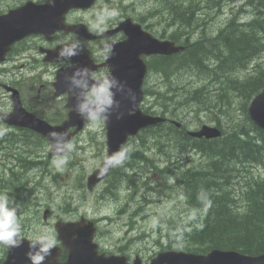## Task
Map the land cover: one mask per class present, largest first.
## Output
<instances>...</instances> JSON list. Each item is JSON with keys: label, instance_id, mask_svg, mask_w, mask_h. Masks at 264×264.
Instances as JSON below:
<instances>
[{"label": "rangeland", "instance_id": "374dc122", "mask_svg": "<svg viewBox=\"0 0 264 264\" xmlns=\"http://www.w3.org/2000/svg\"><path fill=\"white\" fill-rule=\"evenodd\" d=\"M188 1H193L190 5L195 7L197 13L200 10L201 13H208V15H206L208 18L206 27L200 29L202 36L208 37L209 33L215 32L220 25H223L226 22L232 11H238L239 5L245 0H237L235 3L236 5L234 6H232L231 0H223L221 10L217 9V7H214V10L209 8L201 9L203 6L201 7L196 0H186V2ZM155 3L154 0H125L118 1L117 6L119 9H124L122 12L129 10L135 16H138L140 13L146 16L149 15L148 28L152 30L154 34L167 38L172 34L173 30H175V27L170 24L166 13H160L164 11L165 7H160L158 3ZM259 7L260 4L257 3L256 9H259ZM197 13H195V16ZM118 14L119 13H116L113 17H117ZM253 15L251 9L248 8L246 11L239 13V19L236 20L237 22L235 24L239 27H244L245 25L243 24H245L246 21L251 20ZM108 16L109 15H106L105 17ZM262 21H264V18ZM262 23L264 24V22ZM175 25L177 26V24ZM204 29H206V32L203 34ZM198 34L199 32H195L194 36H197ZM261 53L254 57L255 59L250 63L251 65H249V67L256 62L264 61V52ZM216 64L217 63L213 64V66ZM40 71L41 68L36 69L33 73L28 75L31 82ZM245 72L246 70H241L238 74L242 75ZM18 73L19 71H14L11 74L5 73L3 78L0 76V83L2 80L19 81ZM183 73L185 74L180 75L178 72L171 73L167 79H165L162 74L155 76L152 75L149 79L147 78L148 83L146 87L154 91H161L163 88L168 90V88H170L176 91L177 94L183 90L188 91L193 85L198 83L197 81L201 80L206 83L205 86L208 91L213 92L218 87V82L211 81L208 77L211 76L210 74L208 76H199V72L196 69H187L186 72ZM41 77L43 81H48V79H46V73L42 74ZM47 78H49V76H47ZM27 81L28 79H25L22 82L26 84ZM193 89L194 88H192V90ZM196 89L200 90V86L196 87ZM0 93H2L1 89ZM35 94L36 88L31 89L30 87H27L23 92L26 103L31 107L34 106V108ZM167 100L168 99H164V102L167 104V114L176 120L182 121L189 129H194L201 123L212 124L217 120L220 121L221 125L222 122H226L227 120H232L234 123L237 121L240 123L245 121V116H243V106L238 98H233L231 101L233 105L228 102L227 106L221 111L215 108L210 110L201 105H198V107H200L197 108V105L194 102L190 103L191 106H179L174 103L170 104ZM146 103H148L146 106L152 103V109L161 112V108L158 105L159 103L154 101L153 96H148ZM213 103L217 104V101L214 100ZM50 105L51 104L48 101L44 103L41 102L38 112L44 118L46 117L51 119L50 121H53L55 120L53 118H55L56 115ZM227 112L231 113V116ZM89 127L93 128L92 132H88L84 129L80 136L75 138L76 141L74 140L73 142L75 150L70 154L69 161L67 165L64 166L63 171L57 170L53 163L54 158H48L46 156L48 152L47 145L45 143L44 145L38 144L40 154L37 153L36 156L37 159L42 160H38L37 162L44 161L48 172L43 171L41 166L39 167L37 165L34 167L37 169H32L33 172L29 170L27 172L32 178H37L40 183L39 187L36 189L38 199L34 197L32 200L31 197V206L29 205L27 207L24 205V207L18 209V213H22L18 214V217L21 215L24 218L33 221L34 218L30 216L38 215L37 223H34V226L30 227L28 230L25 229L26 233L32 236L41 234L54 235L51 227L55 219H70L76 215H85L89 219L96 220V241L100 246L110 252H115L118 247L124 246L128 243L127 241L130 240L131 244L129 245V249L134 253L137 251L138 254L148 262L151 255L158 251V246L153 240H156L157 235L159 238L162 233L164 234L161 237L163 243H171L172 245L185 249V245H187L189 241L182 240L183 235L179 234H187V230L179 229L178 225L182 226L183 223L189 222L191 218L196 215L189 209L195 207L189 205L185 198L177 194L179 190L175 185L172 175L171 177H168L166 182H164V179L157 175L156 170L152 168L151 163L141 161L140 163H135L132 160V166L128 167V159L123 166L116 167L114 170L116 172L114 173V176L117 175L120 186L127 188L125 190L119 186V198L115 197V193H103V190L102 193H100L103 188L102 185L98 186L93 192L87 191L85 187L84 189L79 188L78 185L80 179L82 177L85 178L88 173L99 166L101 157L99 153L101 155L103 153V124L90 125ZM228 134L233 133L228 130L226 135ZM89 138H91V140H89ZM145 138H147V136H145ZM247 140L248 136L243 139L244 142H247ZM173 143V141H166L165 143H158L159 146H153V150L147 152L148 159L157 164L161 163L162 166L164 165L163 162L173 161L174 165L168 163L165 166H168L170 170L174 171V168H176L175 166L177 165V167H179L178 171L180 172L197 169L196 167L203 165L204 158L206 161L208 160V158L197 147H195L194 151H189L185 149L182 144L175 147ZM141 144L142 140L137 137L130 141L131 146L138 147ZM150 144L152 143L149 142V145ZM233 147L235 146L233 145ZM4 151H0V170L3 169L6 160L10 159L8 156H11V152H13V150ZM1 159L3 160V163ZM11 164L13 163H10V165ZM127 168H129L128 172L130 174L128 173L129 175H127L125 179L121 178L120 176L122 173L120 172H126L124 170ZM39 172H42L41 174L43 176L38 177L40 174ZM180 172L177 175V179L180 177ZM254 172L256 175L262 174L264 176V163H258L256 167L251 168L250 173L253 174ZM9 176H14L16 178L21 177L20 175H7V177ZM148 177L152 180H149ZM20 183L21 181H19V184ZM169 186H172L173 189H169ZM26 207L28 208L27 212H22ZM45 208H48L51 211L47 223L42 219V212ZM120 210H123V212L119 213ZM180 216L182 219L179 222V219L181 218ZM174 217L179 218L174 219ZM130 219L132 221L129 223ZM166 219L171 225L166 224ZM175 222L178 223L175 224ZM167 226L172 227L168 230L169 227Z\"/></svg>", "mask_w": 264, "mask_h": 264}, {"label": "trees", "instance_id": "16d2710c", "mask_svg": "<svg viewBox=\"0 0 264 264\" xmlns=\"http://www.w3.org/2000/svg\"><path fill=\"white\" fill-rule=\"evenodd\" d=\"M162 2L164 4L161 3V6L165 8L166 6L169 7L172 2H176L173 4L172 12L165 9L160 12L166 13L171 25L177 24L170 36L173 40L180 41L179 34H187L186 31L188 30L190 31L189 34H192L194 23L200 29L206 27L207 21L204 22L198 17L193 19L196 10L194 6L190 5L192 2L189 4L179 0H162ZM212 3L214 5L217 3L216 6L218 7L221 5L219 1H212ZM261 4L264 5V2L262 1ZM257 17L255 22H252L253 19L250 23L243 24L247 25L248 28L236 25L237 18L232 16L215 32L207 34L208 37L200 35L193 42H188L186 39L187 48L185 50L170 57H159L154 61L153 67L165 74L180 72L182 75L187 69H196L199 76L211 74L208 76L211 81L216 80L215 82L220 83L213 93L208 91L206 87L200 90L196 89V87L206 84L203 80L196 82L197 84L192 87L193 90L190 88L188 91L183 90L179 94L174 91L170 97L171 100H175L174 104L178 100L179 105L189 106L191 101H195L205 108L209 107L210 110L214 108L222 110L228 102L231 103L233 98H238L244 110L245 104L264 86V65L262 66L260 63L256 64L249 73L243 76L238 75L239 70H242L243 67L246 69L254 57L264 51V49L259 48H264V31L256 33L257 20L261 21V16ZM194 20L199 22L196 23ZM205 32L206 29H204L203 34ZM208 58H214V60L210 61ZM205 60H209L212 65L203 64ZM215 63L217 64L213 66ZM204 65L208 66L209 72L204 68ZM220 81L224 83V86ZM189 94L193 95L192 98ZM181 97L183 98L181 99ZM214 100H217V104L213 103ZM217 124L220 127V122ZM171 126L162 124L145 130V133L140 137L142 144L138 147L139 151L132 150L130 156L134 157L135 155L136 161H139L143 154L146 156L147 152L153 150V145L159 146L158 143L173 141L175 147L181 144L184 148L196 146L208 158L207 161L205 158L203 159L201 170L199 168L184 170L180 172L177 181L189 205L195 207L192 208V211L196 214L189 222L183 223V227L178 225L179 229L187 230V234H181L183 235L182 240L189 241L185 245V249L195 252H206L212 248L234 249L248 254L264 252V177L254 176L250 173L254 164L264 163V131L253 126L246 116L244 122H231L229 131L233 134L226 135L229 136L228 141H225L226 136L209 141L194 139L187 136L183 129L178 130V128ZM175 132H181V136ZM247 136L252 140L244 142L243 139ZM149 142L152 144L149 145ZM257 143L258 145H256ZM243 145L246 146L247 152ZM152 163L154 165V162ZM114 173L116 172L114 171ZM168 177V175L165 176V179ZM115 178L117 179V175ZM19 179L12 176L8 182L18 184L17 188H19ZM178 218L174 217V219ZM181 219L182 217L179 221ZM168 223L167 220L166 224ZM170 228L171 226L168 230Z\"/></svg>", "mask_w": 264, "mask_h": 264}, {"label": "water", "instance_id": "95a60500", "mask_svg": "<svg viewBox=\"0 0 264 264\" xmlns=\"http://www.w3.org/2000/svg\"><path fill=\"white\" fill-rule=\"evenodd\" d=\"M92 1L70 0L69 4L71 6L84 7L89 6ZM54 4L56 5L55 2ZM56 11L59 13L61 10L56 9ZM19 14L17 17L10 16L6 18L7 22L14 19V25H6L4 31L0 29V60H2L4 53L12 41L31 31L41 32L45 30V22L43 20L48 21L49 19V14L45 13L41 15V10L39 9H34V13L30 17L23 13ZM129 22V20H126L122 24L124 25L126 23L128 25L126 30L128 39L120 44V47L113 48L112 54L106 60V63H108L111 74L134 92L135 101L133 103L130 101V94L127 89L116 92L115 98L119 106L113 109V115L105 123L107 128L106 143L108 155H112L120 150L129 135H134L142 127L154 125L163 120L159 116L145 114L139 108L142 99L141 85L146 72V66L139 57L140 53L171 54L182 49L181 46H176L174 42L168 40L160 41L145 32V34L141 33L142 31H139L140 27L138 24L135 25L136 29H132L129 27ZM78 33L86 36L81 31H78ZM72 58L73 60L79 58L81 67H88V63L86 64V60L83 59L82 54L73 56ZM78 70L72 73L60 70L57 73L56 82L54 83L55 89L76 93L77 90L72 84V78ZM15 103H17L16 99ZM75 104V97H69L67 103L71 108L68 113L69 118L59 126H51L46 121L36 118L26 111L22 112L18 106L13 113L8 115L1 114V117L8 123H17L18 125L30 127L50 141L49 133L52 131L65 132L71 125L81 127L84 119L75 112ZM248 113L254 123L264 129V89L250 102ZM190 134L210 138L219 136L220 131L217 128L203 125L200 130L190 132ZM71 137L72 133L67 134L68 140ZM52 154V151H50V155ZM104 175H99V169L95 171L88 177V187H91ZM55 229L57 231V238L67 251V259L65 262L58 260L61 249L59 246H55L51 250V254L45 258L44 264H127L124 257H106L97 254V246L91 240L94 232V227L91 222L81 219L75 223H57ZM37 250L38 246L37 248H30L29 240H23L19 247L7 248V256L0 264H31L28 254L34 253ZM132 264H140V261L136 259ZM150 264H264V254L249 256L233 250L220 249H213L206 254L169 251L158 254L156 258L152 259Z\"/></svg>", "mask_w": 264, "mask_h": 264}, {"label": "clouds", "instance_id": "9594fccd", "mask_svg": "<svg viewBox=\"0 0 264 264\" xmlns=\"http://www.w3.org/2000/svg\"><path fill=\"white\" fill-rule=\"evenodd\" d=\"M35 3L53 4L54 0H33ZM115 16L116 13H113ZM83 44L78 37H68L61 41L58 56L70 59L83 51ZM113 45L105 43L104 59L107 60L112 54ZM72 84L77 90L74 110L82 119L93 125L107 123L113 115V109L119 106L116 100V92L127 89L130 94L129 99L133 103L135 94L124 83L119 81L111 73L102 76H93L91 70L84 66L80 68L72 78ZM131 114V112H129ZM6 130H0V136ZM49 149L52 151L53 163L58 171H63L67 165L70 154L75 150L73 142L67 139V133L52 131L49 133ZM131 146L122 147L112 155L105 154L99 167V175L106 174L111 168L121 167L130 158ZM210 206V202H209ZM202 227V225H201ZM22 225L18 217V206L7 193H0V245L9 248L19 247L24 240L21 233ZM56 238L50 234L35 236L29 241L30 248H37L34 253H29L28 258L31 264H44L45 258L51 254V250L56 246Z\"/></svg>", "mask_w": 264, "mask_h": 264}, {"label": "flooded vegetation", "instance_id": "af4514ba", "mask_svg": "<svg viewBox=\"0 0 264 264\" xmlns=\"http://www.w3.org/2000/svg\"><path fill=\"white\" fill-rule=\"evenodd\" d=\"M105 2V1H111V0H98V2ZM48 3H35L33 0H0V29L2 31L5 30L6 25H14V19L7 22L8 17L14 16L17 17L20 14L23 13L30 17L34 13V6H40V5H46ZM74 12V11H73ZM24 16V15H23ZM13 17V18H14ZM87 24H86V23ZM69 23V22H68ZM73 23H85L90 30L93 33H101L102 31L91 28L89 25V21H83V20H77ZM118 23V22H117ZM117 23L112 24L111 26H108L107 29L111 30L113 29ZM90 24L93 26H96L95 22H90ZM77 35L73 33H67L64 30H58L55 33H52L49 35V37H46L45 34L40 33H30L27 36L20 38L18 40L13 41L10 44V48L8 51L4 54L0 66L5 65V69L3 71H10L8 68H16V69H27L31 72H34L36 69H39L41 66L45 67L43 73H46L48 69L53 68L56 69L59 66H67L69 64L68 60H63L56 63H50V62H44L43 61V54L46 50L55 49L56 47L61 45V41L65 40L68 37ZM89 56L93 59L94 63H100L104 60V45L105 43H111V41H119L124 38V33L122 32H112L106 35V32H104L103 35H101L99 38L94 39L92 41L84 40L80 37H78ZM49 72V71H48ZM108 73V67L102 66L98 69H95L92 72L93 76H102L103 74ZM54 74V71L52 72ZM25 79H28V81L23 83ZM0 86L2 88V92L5 98V103L3 104L5 107H3L4 111H10L12 109V102L10 100L11 97V90L9 89H16L18 91L19 97L21 101H25V98L23 96V92L27 87H30L31 89L36 88V94H35V108L34 106L31 107L27 103V106L30 107V110L35 111L37 114H39L40 104L43 101L44 96L50 95V102H54L56 105L53 106L55 114L57 116H60L63 114H67V108L65 107L66 97L67 93L62 94L58 98H52V81L49 82V84L43 82L41 80V72H39L31 82V80L28 78V76L21 75L19 76V81H2L0 83ZM61 103V105H58ZM17 129L19 132L23 131V127L14 128Z\"/></svg>", "mask_w": 264, "mask_h": 264}, {"label": "bare ground", "instance_id": "6f19581e", "mask_svg": "<svg viewBox=\"0 0 264 264\" xmlns=\"http://www.w3.org/2000/svg\"><path fill=\"white\" fill-rule=\"evenodd\" d=\"M134 1V0H133ZM140 1V0H139ZM161 2H162V0H161ZM163 2H165V1H163ZM210 2V1H209ZM212 2V1H211ZM264 2V1H263ZM131 3V2H130ZM138 3V2H137ZM153 3V2H152ZM157 3V2H156ZM155 3V4H156ZM176 2H172L171 4H170V6L169 7H167L166 6V10L168 11V12H172V10L174 9V7H173V4H175ZM164 4V3H163ZM169 4V3H168ZM260 4V7H259V9H256V13H254V15H253V17H252V19L251 20H249V21H246V23L245 24H248V23H250V21H252L253 19V21L252 22H255L256 20H255V18H258L257 16H261V21H258L257 20V23H256V28H257V32L256 33H259V32H263L264 30V24L262 23V19L264 18V5L263 4H261V3H259ZM132 5V4H131ZM152 5V4H151ZM216 5H217V3H216ZM255 4H253L252 5V7L254 6ZM148 8V7H147ZM233 9V8H232ZM234 10V9H233ZM195 13H197V11L195 12ZM195 13H194V15H193V17H195ZM229 15V14H228ZM149 16V15H148ZM193 19H195V18H193ZM201 20V19H200ZM196 23H198L199 21H196V20H194ZM172 26H176L175 25V23L172 25ZM245 27H248L247 25H245ZM147 28H148V26H147ZM249 28V27H248ZM193 29H195V32H199V34L197 35V36H194V34H195V32H191L192 34H189L190 33V31H188L187 32V34H179V39H180V41H178V42H176L175 40H173V39H171V35L169 36V37H167V38H163V37H161V36H158V35H156V34H154L153 32H152V30H150L149 28H148V30H149V33L153 36V37H155V38H158V39H161V40H164V39H171L173 42H174V44L176 45V46H181L182 47V49L183 50H185L186 48H187V44H186V39H188V42H193V41H195L196 40V38H198L200 35H202V33H201V30H200V28L197 26V24L195 25V23L193 24ZM253 30H255V29H253ZM173 32H174V30H173ZM246 34V33H245ZM255 34V33H254ZM188 35H191V36H188ZM249 35V34H248ZM259 35V34H258ZM176 36V35H175ZM262 36V35H261ZM256 38H257V36H256ZM178 40V39H177ZM243 41V40H242ZM254 44V43H253ZM236 46V45H235ZM259 47V46H258ZM256 48H257V46H256ZM260 49H264L263 47H259ZM259 49V50H260ZM258 50V52H260ZM193 51V50H192ZM212 51V50H211ZM248 51V50H247ZM254 51V50H253ZM201 52V51H200ZM245 52V51H244ZM257 52V51H256ZM241 53V52H240ZM242 54V53H241ZM262 54V53H261ZM243 55V54H242ZM246 55V54H245ZM186 56V55H185ZM225 56V55H224ZM233 56V55H232ZM239 56V55H238ZM241 56V55H240ZM209 57H210V55H209ZM246 57V56H245ZM228 58V57H227ZM209 59V58H208ZM240 59V58H239ZM185 60V59H184ZM210 61L211 60H214V58H210L209 59ZM209 60H205L204 62H203V64H205V65H208V66H211L212 64H211V62L209 61ZM245 61V60H244ZM243 63V62H242ZM200 64V63H199ZM191 65V64H190ZM204 65V66H205ZM251 65V64H250ZM197 66V65H196ZM203 66V65H202ZM208 66H205L204 68L206 69V70H208V72H209V69H208ZM263 66V65H262ZM198 67V66H197ZM211 68V67H210ZM236 69V68H235ZM243 69H244V67H243ZM262 69V68H261ZM205 70V71H206ZM226 70V69H225ZM239 71H241V70H239ZM214 73V72H213ZM211 75V74H210ZM232 75V74H231ZM236 76H237V74H236ZM214 81H216V80H214ZM240 81H242V80H240ZM197 82H199V81H197ZM206 82H208V81H206ZM221 82V81H220ZM205 83V82H204ZM163 84H164V82H163ZM218 84H220V83H218ZM221 84L223 85L224 83L223 82H221ZM226 84V83H225ZM224 86V85H223ZM223 86H222V88H223ZM166 87V86H165ZM206 86L205 85H203V86H200V89L201 88H205ZM210 88V87H209ZM164 89V88H163ZM162 89V90H163ZM213 89V88H212ZM165 90V89H164ZM206 90V89H205ZM229 90V89H228ZM159 91V90H158ZM218 91V90H217ZM220 91V90H219ZM212 92V91H211ZM214 92H215V90H214ZM213 93V92H212ZM224 93H225V91H224ZM229 93V92H228ZM203 94V93H202ZM205 94V93H204ZM221 94V93H220ZM190 96H191V98H192V96L193 95H191V94H189ZM251 95V94H250ZM171 97H172V93H171ZM186 97H188V95H186ZM203 97V96H202ZM213 97V96H212ZM183 97H181V99H182ZM188 98H190V97H188ZM180 99V100H181ZM168 101V100H167ZM201 101V100H200ZM209 101V100H208ZM217 101V100H216ZM171 102L172 103H174L175 102V100H171ZM182 102V101H181ZM185 102V101H184ZM210 103V102H209ZM211 103H212V101H211ZM246 103V102H245ZM176 104L177 105H179V101L178 100H176ZM156 105V104H155ZM203 105V104H202ZM210 105V104H209ZM233 105V104H232ZM157 106V105H156ZM179 106H181V105H179ZM191 106V105H190ZM203 107H205V106H203ZM234 107V106H233ZM193 108V107H192ZM209 108V107H208ZM180 109V108H179ZM215 109H217V108H215ZM219 110V109H218ZM227 110V109H226ZM231 110V109H230ZM235 110V109H234ZM173 111V110H172ZM221 111V110H220ZM159 112V111H158ZM231 112V111H230ZM227 113H229V112H227ZM230 114V116H231V113H229ZM177 116V115H176ZM225 116V115H224ZM223 116V117H224ZM244 116V115H243ZM170 117H172V116H170ZM228 117V116H227ZM173 118V117H172ZM225 118H226V116H225ZM229 118V117H228ZM231 118V117H230ZM232 118H234V117H232ZM248 119V118H247ZM176 120V119H175ZM221 120H223V119H221ZM178 122H180L181 124H183L184 125V123L182 122V121H179V120H177ZM231 122H233L232 120H227L226 122H222V125L221 124H219L220 125V128H221V131H222V138L223 137H225L226 136V133H227V131L229 130V127H230V125H231ZM238 122V121H237ZM236 123V122H235ZM243 124V123H242ZM188 125V124H187ZM168 126V125H167ZM169 126H171V125H169ZM172 127V126H171ZM170 127V128H171ZM164 128V127H163ZM173 128V127H172ZM175 128V127H174ZM243 129V128H242ZM246 129V128H245ZM165 130V129H164ZM179 130V129H178ZM248 130V129H247ZM173 132V131H172ZM247 132V131H246ZM260 132V131H259ZM176 134H179L180 136H181V132H175ZM252 133V132H251ZM184 136V135H183ZM255 136V135H254ZM228 139V137L226 136L225 137V141H228L227 140ZM199 140H201V139H199ZM248 140L249 141H251L252 139H250V137L248 136ZM209 141V140H208ZM224 141V142H225ZM190 142H193V141H190ZM199 142V141H198ZM223 142V143H224ZM259 142V141H258ZM256 143V142H255ZM15 144V141L14 140H11V139H7V138H0V151H4V150H9L10 148H11V146H13ZM223 145V144H222ZM225 145V144H224ZM256 145H258V143L256 144ZM261 145V144H260ZM244 146V145H243ZM196 147V146H195ZM195 147H193V148H187V147H185V149H187V150H189V151H194L195 150ZM222 147V146H221ZM242 148V147H241ZM138 150V149H137ZM137 150H133V151H137ZM244 150L247 152V149H246V147L244 146ZM139 151V150H138ZM144 151V150H143ZM239 151V150H238ZM5 152V151H4ZM132 152V151H131ZM237 152V151H236ZM236 152H235V154H236ZM143 153V152H142ZM11 154H12V152H11ZM133 154V153H132ZM5 155V154H4ZM6 156H7V153H6ZM260 159H262V158H260ZM263 159H264V157H263ZM262 159V160H263ZM2 160V159H1ZM132 160H133V162H135V163H140V161L141 162H146V163H152V160H149L148 159V156L146 155V156H144V154H143V157H142V159L141 160H139V161H136V159H135V155H134V157H131L130 156V158H129V166L128 167H131L132 166ZM5 161V160H4ZM177 162V161H176ZM262 162V161H261ZM264 162V161H263ZM2 163H3V160H2ZM15 163V162H14ZM168 163H170V164H172V165H174V162L173 161H167V162H163V168H164V170H165V172H166V174L168 175V176H170L171 177V175H172V177H173V179H174V182H175V185H176V187L178 188V190H179V192H180V195L183 197V198H185V196H184V194H183V192H182V190L180 189L181 187H179L178 186V179H177V175L179 174V172L180 171H178V169H179V167H177V165L175 166L176 168H174V171L173 170H170V168L168 167V166H165L166 164H168ZM178 163V162H177ZM243 164H245V163H243ZM252 164V163H251ZM73 165V164H72ZM165 166V167H164ZM227 166V165H226ZM239 166V165H238ZM257 166V165H256ZM34 167H36V165H32L31 166V168L29 169V171H32V169H37V168H34ZM40 167V166H39ZM200 167L201 166H198V167H196V168H199L200 169ZM226 168V167H225ZM38 169H40V168H38ZM128 169L129 168H127L126 170H124V171H126V172H121L122 174H121V178H124L125 179V177L127 176V175H129L130 173L128 172ZM246 169V168H245ZM201 170V169H200ZM247 170V169H246ZM33 172V171H32ZM242 172V171H241ZM31 173V172H30ZM40 173V172H39ZM42 173V172H41ZM39 174V176L38 177H40V176H43L42 174ZM129 173V174H128ZM220 173V172H219ZM0 174H1V172H0ZM33 175V174H32ZM175 175H176V177H175ZM243 175V174H242ZM55 176V175H54ZM37 177V176H36ZM238 177V176H237ZM248 177V176H247ZM10 178H12V176H9V177H7V175H0V180H3V181H6V182H8L9 180H10ZM20 179H19V181H21V183L19 184V188H17V186L16 187H8V188H6L9 184H6V183H3V182H1L0 181V193H7L8 195H9V197L11 198V199H13L14 201H15V204L18 206V209H21V207H24V205H26L27 207L30 205H32V203L30 202V200H31V197H32V200H33V198L34 197H36L37 195H36V189L39 187V183L40 182H38V180H37V178L35 179V178H32L31 177V175L29 176V173L27 174V176H25L24 178L23 177H19ZM43 178V177H42ZM77 178V177H76ZM243 180V179H242ZM240 183V182H239ZM243 183V182H242ZM245 183V182H244ZM41 184H43V183H41ZM235 184H236V182H235ZM239 185V184H238ZM241 186V185H240ZM169 189H173V187L172 186H169ZM239 189V188H238ZM241 191V190H240ZM186 199V198H185ZM220 199V198H219ZM35 201V200H34ZM38 203V202H37ZM35 206V205H34ZM24 208L23 209V211L22 212H24V213H26L27 212V210H28V208ZM192 207H194V206H192ZM200 210V209H199ZM18 214H22V213H18ZM180 222V221H179ZM194 222V221H193ZM178 223V222H177ZM176 222H175V224H177ZM170 224V223H169ZM171 225V224H170ZM184 225V224H183ZM183 225H182V227H183ZM181 226V225H180ZM167 227H169V226H167ZM172 227V226H171ZM180 228V227H179ZM176 229H178V228H176ZM174 231V230H173ZM179 232V231H178ZM177 234V233H176ZM182 234V233H181ZM181 234H179V235H181Z\"/></svg>", "mask_w": 264, "mask_h": 264}]
</instances>
